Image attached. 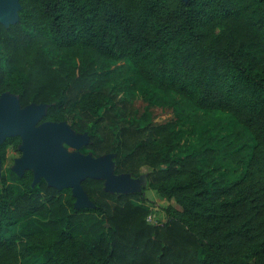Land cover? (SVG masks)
<instances>
[{
    "label": "trees",
    "instance_id": "obj_1",
    "mask_svg": "<svg viewBox=\"0 0 264 264\" xmlns=\"http://www.w3.org/2000/svg\"><path fill=\"white\" fill-rule=\"evenodd\" d=\"M19 4L0 23V98L44 106L36 126L68 123L114 176L147 167L158 199L87 177L77 208L70 188L6 169L0 264H264V0ZM21 145L5 138L0 163Z\"/></svg>",
    "mask_w": 264,
    "mask_h": 264
},
{
    "label": "water",
    "instance_id": "obj_2",
    "mask_svg": "<svg viewBox=\"0 0 264 264\" xmlns=\"http://www.w3.org/2000/svg\"><path fill=\"white\" fill-rule=\"evenodd\" d=\"M18 6L19 5L16 0H0V23L5 26L15 24L18 21ZM45 110L46 108L44 106L34 105L25 109H20L18 98L16 96L4 94L0 98V138L4 134H8V137L20 136L22 140V147L26 151L25 165L30 164L34 160L36 154L39 153L41 160L36 173L43 175L41 178H44L49 185L55 186L58 189L76 187L75 189L79 190V192L85 196L80 188V182L83 179L87 177L102 179L105 178L91 174L90 172L94 169H87L86 167L73 163H69L68 165L63 164L62 155L57 148V141L63 137V133H46V130L43 128L38 130H35L34 128L45 114ZM108 157L112 158L111 156ZM37 181L35 180V182ZM106 190L113 192L110 191L107 186ZM86 201L88 202L87 198ZM90 205L91 204L88 202L87 206Z\"/></svg>",
    "mask_w": 264,
    "mask_h": 264
},
{
    "label": "rangeland",
    "instance_id": "obj_3",
    "mask_svg": "<svg viewBox=\"0 0 264 264\" xmlns=\"http://www.w3.org/2000/svg\"><path fill=\"white\" fill-rule=\"evenodd\" d=\"M18 3V9H17V16L18 11L20 10L21 6L19 4V0H16ZM227 28L224 25L215 24L214 25V33L216 36H223L226 35ZM127 48L126 45H124L123 49L121 51H124ZM1 60V57H0ZM69 124L62 123V124H51L46 123L42 124L39 127H34L35 130L38 129H45L47 133H53V132H62L63 137L59 139L57 148L58 151L62 155V162L64 165H68L69 163L78 164L83 167H86L87 169H94L90 173L99 177H103L106 180V186L110 191L117 192V193H128V192H140L142 194V198L145 199L146 203L150 205V202H156L157 197L156 195H152V192L149 191L147 188V183L145 176L149 172V169L143 168L141 170V176L133 180L128 176H121V177H115L112 175V160L110 157L105 159H99V160H93L89 157H83L77 153V150L82 147L86 142L87 138L84 136H79L73 134L69 129ZM9 135L4 134L0 138V144L7 138ZM26 160V151L21 146H19L16 149L8 148L6 151V159L3 164L0 163V179L3 173L6 169H11L18 175H21L25 170H31L34 174V178L37 181L40 179L43 175H39L36 173L37 168L39 166V162L41 160L40 154L37 153L34 160L28 164L25 165ZM73 191V193L76 196V207H86L88 205V202L86 201L85 196L79 192V190H76V187H70ZM145 191H148L147 194H144ZM152 208V207H151ZM177 209H179L176 206ZM152 213L155 214V218L158 219L160 225H163L167 222V217L164 215V213L158 209V208H152Z\"/></svg>",
    "mask_w": 264,
    "mask_h": 264
},
{
    "label": "built area",
    "instance_id": "obj_4",
    "mask_svg": "<svg viewBox=\"0 0 264 264\" xmlns=\"http://www.w3.org/2000/svg\"><path fill=\"white\" fill-rule=\"evenodd\" d=\"M159 220L155 218V214L151 213L150 215H148V217L146 218V222L148 224H152V225H160L161 223L158 222Z\"/></svg>",
    "mask_w": 264,
    "mask_h": 264
},
{
    "label": "crops",
    "instance_id": "obj_5",
    "mask_svg": "<svg viewBox=\"0 0 264 264\" xmlns=\"http://www.w3.org/2000/svg\"><path fill=\"white\" fill-rule=\"evenodd\" d=\"M144 168H147V167H144ZM147 169H148V168H147ZM149 191L152 192V195H156L154 191H152V190H150V189H149ZM147 192H148V191H145L144 194H147Z\"/></svg>",
    "mask_w": 264,
    "mask_h": 264
},
{
    "label": "bare ground",
    "instance_id": "obj_6",
    "mask_svg": "<svg viewBox=\"0 0 264 264\" xmlns=\"http://www.w3.org/2000/svg\"><path fill=\"white\" fill-rule=\"evenodd\" d=\"M47 133V132H46Z\"/></svg>",
    "mask_w": 264,
    "mask_h": 264
}]
</instances>
